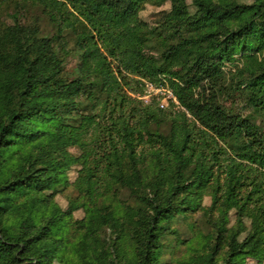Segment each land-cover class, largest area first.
Returning a JSON list of instances; mask_svg holds the SVG:
<instances>
[{
  "label": "trees",
  "instance_id": "16d2710c",
  "mask_svg": "<svg viewBox=\"0 0 264 264\" xmlns=\"http://www.w3.org/2000/svg\"><path fill=\"white\" fill-rule=\"evenodd\" d=\"M13 1L14 25L0 32V264H52L65 249L64 219L78 209L85 217L73 225L86 264H158L162 222L206 195L221 217L200 264L264 257V0H192L193 11L185 0H0V10ZM167 2L155 47L139 13ZM21 3L41 10L52 37L19 23ZM66 37L78 63L70 81L55 47ZM233 63L225 85L223 67ZM128 76L166 80L191 120L132 107L121 92ZM223 96L248 113L223 107ZM91 127L105 139L99 158L84 143ZM69 147L79 149L77 159ZM75 162L72 187L82 202L61 213L46 193ZM122 191L137 203L125 223L106 205ZM230 211L235 226L227 231ZM105 228L114 238L98 250ZM127 236L131 258L121 247Z\"/></svg>",
  "mask_w": 264,
  "mask_h": 264
},
{
  "label": "rangeland",
  "instance_id": "374dc122",
  "mask_svg": "<svg viewBox=\"0 0 264 264\" xmlns=\"http://www.w3.org/2000/svg\"><path fill=\"white\" fill-rule=\"evenodd\" d=\"M227 1H236L242 4L250 3V0ZM185 2L189 6V10L193 11V8L191 7L192 0H185ZM15 4V1H13V3L10 2L9 4L6 3L0 10V32H3L7 27H13L14 24L11 13L15 9ZM21 4L19 6H22L23 9H19V23L27 27H36L39 31V36L52 37L55 30L49 23L47 17L42 14L41 10L31 7L30 5ZM170 10L171 5L167 2L161 7L146 4L140 11V20L148 26L149 30L152 31L155 36L153 39L154 44H152V46L155 45V47H157L156 44L159 43L157 41L158 33L165 36V32L162 30L165 17ZM174 37L177 38L178 35ZM174 37L172 38L173 41L176 39ZM55 45L57 50H59L60 58L63 61V78L70 81L76 75L75 70L78 64L72 51L73 44L70 42L69 37H66L59 42V44L55 43ZM152 52V54H155L157 50H153ZM258 57L259 60H262L264 63V53ZM113 66L115 65L113 64ZM235 70V63L226 64L223 67L225 73V85H230V83H232ZM128 77L130 84L128 86L122 85L121 92L127 99L134 102L132 107H138L137 104L141 107L149 106L154 109L158 108L168 115L182 112L186 114L189 120H191L190 115L185 112L184 108L180 107L166 80L162 79L160 82L150 83L147 80H142L136 76ZM198 91L199 90L195 93H198ZM218 101L223 107L230 109L235 114L243 116L248 113L245 105L240 100L233 102V99L229 98V96H223L218 98ZM42 128H45L48 131H53L52 129L54 127L46 124L45 126H42ZM103 137V135L99 134L98 130H94V127H91L88 133L83 136L86 150L91 151V157L99 158L98 153L99 155L102 154L101 152L103 148H101V145L103 147L102 141L105 140ZM67 152L74 159H77L81 153L79 149L75 147H69ZM79 170V162L73 163L66 171L64 181L55 185L52 193H46V195L50 194V198L48 199L61 213L67 212L70 203H76V205H79L82 202L80 198L78 199V195L72 187L78 176ZM106 205H110L112 209H115L117 211V216L120 217V222L125 223L126 220H128L125 218V211L127 210L129 212L130 210L135 209L137 203L127 192L122 191L119 196L109 198ZM51 209V206L48 205L44 209V213L49 214ZM41 216L42 215H40V217ZM84 217L85 211L83 209H78L72 212L71 218L64 219L62 241L65 249L61 255H58L53 260L52 264H86L85 260H81L78 254L80 253L78 248L80 239L78 237V231L74 229L73 225L75 222L83 220ZM220 217L221 212L211 209V198L207 195L203 197L201 202L184 205L182 211L176 214L169 222H162V225L166 228V232L161 238L160 256L157 261L158 264L202 263V260L208 254L210 245L214 242L215 224ZM228 219L229 223L227 225V231L235 226V211H230L228 213ZM246 235L247 234H243L240 238L243 239ZM127 237L128 240L125 241L121 247L122 250L126 252L127 257L131 258L132 242L131 238L129 236ZM97 238L102 245H104L100 247V244H98V250L107 249L106 243H109L114 238V234L110 228H105L97 234ZM84 253L85 252H82L83 255ZM88 256L89 254L85 258ZM243 262L244 264H264V257L261 254H247L244 256Z\"/></svg>",
  "mask_w": 264,
  "mask_h": 264
},
{
  "label": "built area",
  "instance_id": "2783aa9c",
  "mask_svg": "<svg viewBox=\"0 0 264 264\" xmlns=\"http://www.w3.org/2000/svg\"><path fill=\"white\" fill-rule=\"evenodd\" d=\"M163 107V106H162Z\"/></svg>",
  "mask_w": 264,
  "mask_h": 264
}]
</instances>
